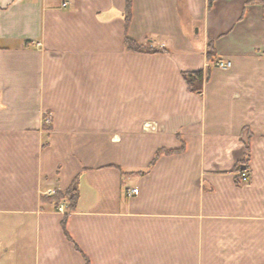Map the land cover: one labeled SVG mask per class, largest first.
Instances as JSON below:
<instances>
[{"label":"crops","instance_id":"0c3cea01","mask_svg":"<svg viewBox=\"0 0 264 264\" xmlns=\"http://www.w3.org/2000/svg\"><path fill=\"white\" fill-rule=\"evenodd\" d=\"M125 4L0 0V264H264V3Z\"/></svg>","mask_w":264,"mask_h":264},{"label":"trees","instance_id":"16d2710c","mask_svg":"<svg viewBox=\"0 0 264 264\" xmlns=\"http://www.w3.org/2000/svg\"><path fill=\"white\" fill-rule=\"evenodd\" d=\"M132 1L133 0H126L125 4V10H124V17H125V25L126 28L130 24V21L132 19ZM261 2L264 3V0H249V2ZM125 46L128 50L132 51H146V52H159V51H167L164 47H154L151 46L150 43H142L139 42L133 38H131L127 33L124 37ZM208 58H211L213 55V43L210 42V45L208 47ZM182 76L184 77L186 84L188 88L191 91L199 92L202 89L203 81H204V70L203 69H196V70H182ZM47 128H49L48 125H46ZM184 150V142L182 141V144L179 148H159L153 159L151 160L148 168H150L158 159V157L163 153H174ZM250 159V141H249V135L246 137L245 140V156L244 159L240 164H238L235 168V170L240 171L242 166H245V164H248ZM145 172V171H140ZM236 180L239 182L238 176H236ZM79 196V189L77 180H74L72 184L67 187L66 189H56L52 194H45L42 196V200L44 202H48L54 206H58L61 202L66 201L67 205L66 208L68 210H72L77 202ZM88 264V263H87Z\"/></svg>","mask_w":264,"mask_h":264},{"label":"built area","instance_id":"2783aa9c","mask_svg":"<svg viewBox=\"0 0 264 264\" xmlns=\"http://www.w3.org/2000/svg\"><path fill=\"white\" fill-rule=\"evenodd\" d=\"M63 4L66 5L67 2H64ZM231 63L232 62L229 59H224V58H216L213 60L214 65H216L218 67H223V68L231 66ZM44 121L46 123H51L52 122V113H50V112L46 113L44 116ZM143 127L145 130H156L157 124L153 120H147L143 123ZM237 176H238L239 182H241V183L247 182L249 180V171H248L247 167L242 166L240 171H238ZM137 191H138V188L135 187L131 191L128 189L127 193L132 194V193L137 192ZM49 193L52 194L53 190L50 189ZM57 209L62 211V212H65L66 211L65 201L61 202L57 206Z\"/></svg>","mask_w":264,"mask_h":264}]
</instances>
